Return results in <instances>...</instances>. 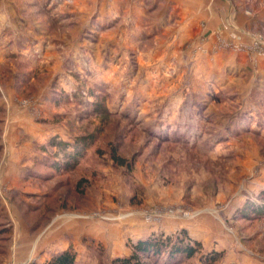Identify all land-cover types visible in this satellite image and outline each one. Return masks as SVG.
<instances>
[{
    "label": "rangeland",
    "instance_id": "1",
    "mask_svg": "<svg viewBox=\"0 0 264 264\" xmlns=\"http://www.w3.org/2000/svg\"><path fill=\"white\" fill-rule=\"evenodd\" d=\"M135 45L134 0H0L2 155L16 141L59 170L73 159L25 183L20 163L0 175V264L68 248L76 264H114L178 235L201 248L171 264H264V81L217 80L201 45L184 60Z\"/></svg>",
    "mask_w": 264,
    "mask_h": 264
},
{
    "label": "crops",
    "instance_id": "2",
    "mask_svg": "<svg viewBox=\"0 0 264 264\" xmlns=\"http://www.w3.org/2000/svg\"><path fill=\"white\" fill-rule=\"evenodd\" d=\"M255 34L264 35V0H134V44L137 43L135 46L141 47L139 42H142L143 45L149 46L148 50L155 47L182 49L180 59L184 60L193 55L191 47L201 45L208 51V55L203 58L213 61L212 71L216 72L217 80L222 78L232 81L241 77L243 80L251 78L264 81V49L256 53L250 50ZM226 42L237 43L242 46V50L228 48ZM194 58L198 62L202 56L197 54ZM260 86L263 89L264 83ZM14 107L17 108L16 105ZM21 120L16 119L14 124L9 126L10 131L17 126L19 128ZM9 143L12 157L7 155V150L2 155L0 175L17 174L12 172L11 168L20 163L18 173L24 183L28 179H35L32 171L35 174L42 171L37 162L41 161L43 154L34 151L24 152L22 156L16 155L14 152L18 148L11 146L16 144V141ZM28 146L29 144H26L25 147ZM14 189L16 192L11 200L14 206L18 207V221H21L25 216L21 208L27 201L18 196L17 192L21 193L23 189ZM23 221L24 219L21 223Z\"/></svg>",
    "mask_w": 264,
    "mask_h": 264
},
{
    "label": "trees",
    "instance_id": "3",
    "mask_svg": "<svg viewBox=\"0 0 264 264\" xmlns=\"http://www.w3.org/2000/svg\"><path fill=\"white\" fill-rule=\"evenodd\" d=\"M2 150L3 146L0 145V160L2 157ZM112 158L115 160L116 163L120 165H125L127 162L119 155L116 148L112 149L111 153ZM50 157V156H49ZM51 161L48 163H44L38 161V165L42 167V171L37 174L32 172V175L36 179L47 178L50 173H45L44 169L53 170L55 175H61L64 172L70 170L73 167V159L62 164L63 170L58 169V165L60 164L57 157L49 158ZM39 167V166H38ZM40 167V168H41ZM254 209V208H253ZM255 210V209H254ZM8 214L6 215L4 211H0V222H5L8 220ZM261 217H258V219ZM186 238L183 235L174 236H151L148 239L140 240L134 245V253L132 256L129 257H121L114 260V264H146L147 260H154L157 262L156 264H161V257L162 255L165 256V260L167 264H171L174 262H181L183 260H190L192 259L195 254L201 248V244L198 241H186ZM220 256V253H212L208 257H204L205 264H210V262H215ZM77 254L72 249H66L56 255H54L46 264H76ZM145 259V260H144Z\"/></svg>",
    "mask_w": 264,
    "mask_h": 264
},
{
    "label": "built area",
    "instance_id": "4",
    "mask_svg": "<svg viewBox=\"0 0 264 264\" xmlns=\"http://www.w3.org/2000/svg\"><path fill=\"white\" fill-rule=\"evenodd\" d=\"M225 45L229 48H233L235 50H242V46L238 45L237 43H225ZM264 49V35L262 34H255L254 35V40L251 45L250 50L253 53H256V51L260 52Z\"/></svg>",
    "mask_w": 264,
    "mask_h": 264
}]
</instances>
